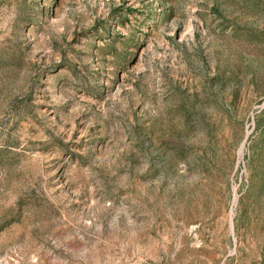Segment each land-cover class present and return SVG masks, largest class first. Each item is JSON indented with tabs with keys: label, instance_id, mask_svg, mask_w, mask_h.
<instances>
[{
	"label": "rangeland",
	"instance_id": "rangeland-1",
	"mask_svg": "<svg viewBox=\"0 0 264 264\" xmlns=\"http://www.w3.org/2000/svg\"><path fill=\"white\" fill-rule=\"evenodd\" d=\"M0 264H264V0H0Z\"/></svg>",
	"mask_w": 264,
	"mask_h": 264
}]
</instances>
